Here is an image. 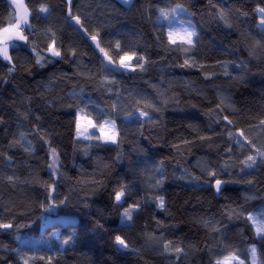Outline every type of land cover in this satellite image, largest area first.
Here are the masks:
<instances>
[{"label": "trees", "instance_id": "obj_1", "mask_svg": "<svg viewBox=\"0 0 264 264\" xmlns=\"http://www.w3.org/2000/svg\"><path fill=\"white\" fill-rule=\"evenodd\" d=\"M157 0H131V11L129 4L121 0H111L110 7H107L105 18L110 21L113 29L125 35V41L134 40L140 45V50L149 59L147 72L141 75L127 74L117 76L116 89H119L124 97H127L125 89H141L150 97H154L153 102L160 111L152 113V122H145L143 128L133 122L127 125L125 131H121L120 148L116 146L91 147L90 155H85L83 150L85 143L74 142L73 117L71 110L53 103L48 107L49 101H55L57 97H67L73 89L77 91L84 88L85 94L99 103L101 107L110 105L114 97L106 89H101L98 84L87 78V73L80 75L83 68L78 69L76 64L86 65L97 73L96 80L101 76L108 75L99 71L101 56L93 51L87 38L82 39L81 35L72 28L63 25V13L59 7L53 12L52 20L55 22L59 18L57 27H64L63 36L64 50L75 47L80 53L77 62L71 60H60L49 64L46 68L39 69L34 65L33 60L24 64L25 53H19L17 71L12 76L7 74V65L0 61V117L4 123L0 124V151H7V154L16 160V164L8 166L5 164L3 156H0V175H13L21 180L28 178L30 171L36 170L42 180L51 182V177L47 169L48 156L47 147L43 144L41 137L51 140L52 146L56 147L60 153L62 171L66 175V180L61 181L58 192L61 197L69 195L70 188H76L80 196H90L89 203L91 209H83L61 206L54 210L50 218L57 221V217L70 213L74 216L80 235L76 240V246H65L62 254H57L55 249L59 246L56 236H48L57 228L62 234L60 239L68 235L71 227L67 224L44 225L39 219L40 211L33 209L28 218H20L17 222L28 224V227L20 229V240L14 239L15 230L12 232L0 231V244L8 245L10 248H25L24 241H39L44 236L52 247L53 252L47 253L54 257L58 264H175V257L167 259L159 252L153 251L150 247L144 246V233H151L157 230L156 220L163 221L166 226H175L166 232V238L175 241H183L191 244L198 251L192 252L184 264H207L208 256L203 251L204 245L211 240V236L199 222L201 217L223 220L227 225L228 236L236 237L234 243H239L241 237L248 239L253 230L248 227L243 219L229 222L223 217L227 209L240 211L242 207H247L248 211H253L259 207L264 200V168L251 172L246 176L223 175L222 179L234 181L254 180V185L245 183H232L224 186L221 194L216 195L214 189L205 187L203 189L193 187L188 180L179 179L181 168H187L193 174L199 176L200 170L195 167L197 160L201 166L206 167L209 160L213 165L223 164L229 158L225 155L224 149L228 147L226 123L217 126L216 117H210L208 112L214 110L219 103L218 93L222 92L231 97V101L237 109H244L245 115L255 117L250 123L253 127H248L245 121L230 115V119L237 127L245 129L246 135L250 138H260V143H264V130L258 127L259 114L264 110V76L260 75L261 67L257 64L251 65V75L245 83L229 80L223 75L224 69L217 61L228 62V71L233 75H238L235 63L247 56L243 45L232 47V43L240 38V33L249 30V24L253 21L252 9L259 0H211L212 4L221 7L241 8L249 13L247 19L241 17L232 18V23L236 27L226 28L223 24L210 20L209 13L214 9L209 7L210 0H165V3L183 4L193 15L192 22L197 26L201 34L202 49L201 55L197 58L203 68H181L178 65L183 62V57H177L171 52H166L165 48L155 41L156 33L153 31L151 22L147 19L148 6L155 4ZM32 4L46 3L60 6L64 0H31ZM108 0H76V4H107ZM161 6H164L161 4ZM10 9L7 0H0V16H6ZM74 13L76 7L73 9ZM186 18V17H184ZM155 19V15H152ZM36 23L35 20L32 21ZM49 21H42L38 26L43 28ZM87 26V25H86ZM254 26V25H253ZM95 27V25H93ZM59 36V33H58ZM45 37L41 34L39 46L44 47ZM59 45V40H58ZM102 47L107 44L102 41ZM111 55L116 56V52L108 48ZM87 53L86 56L83 54ZM12 55L16 57L17 53ZM82 57V59H81ZM235 62V63H234ZM24 64V67H19ZM26 68H31V75ZM215 73V79H205V75ZM7 80V83H5ZM157 86L153 89L149 84ZM51 82V87L47 90L42 87ZM116 89H113L115 91ZM157 90L165 91L164 99L166 104L160 103V97L156 96ZM30 97L31 101L26 100ZM69 99L65 103H70ZM31 108V115L24 119L25 113ZM147 110V109H146ZM251 110V111H248ZM231 109L223 114L229 115ZM36 115L41 117L36 120ZM121 122L117 120L119 125ZM192 125V127H189ZM38 129V131H37ZM25 133L27 140L31 141L37 148L35 157H28L21 149L7 150L10 140L19 139V133ZM142 132V135L140 134ZM198 136H206L209 139L200 141ZM183 140L192 141L185 145ZM178 145V148L172 147ZM259 146V144H258ZM136 148H143L151 160L164 161L166 181L159 192H152L151 195H162L165 197L167 211L156 208L155 204H149L137 217L133 228L121 230L120 218L116 210L112 208L106 193L91 195L89 190L80 192L76 186L77 181L92 179L90 175L96 168V159L100 158L105 163L112 164L111 172L106 177L97 176L96 179H103L108 185V189L115 185L117 179H124L128 168V160L120 163H113L119 151L133 161L143 160L144 153L137 154L133 151ZM178 152H184L183 156ZM232 159H235V155ZM179 162V163H178ZM30 164L32 167L28 168ZM238 171L228 169L229 173ZM128 176L127 179H131ZM111 181V183H108ZM246 196H255L257 199L249 200L245 205ZM43 199V189L24 188L20 186L15 191H11L2 181H0V214L5 218L4 222L12 220L3 212V205L12 200L14 202L13 215L20 217L21 213L28 212V207H21V204L28 205L36 198ZM75 202L76 196L73 195ZM155 218V219H153ZM93 219L99 220L103 228H96ZM121 234L129 241L130 248L137 249V252L119 248L114 242V235ZM255 240V239H254ZM250 242V241H249ZM259 247V245H258ZM45 254V253H42ZM0 256H9L0 248Z\"/></svg>", "mask_w": 264, "mask_h": 264}, {"label": "snow or ice", "instance_id": "obj_2", "mask_svg": "<svg viewBox=\"0 0 264 264\" xmlns=\"http://www.w3.org/2000/svg\"><path fill=\"white\" fill-rule=\"evenodd\" d=\"M129 4L128 10L131 11V0H124ZM8 11L6 16H0V61L7 65V74L12 76L16 73L18 62L20 60L19 53H25L24 64L30 63L34 58V65L43 69L49 64L56 63L66 58L74 64L77 62L80 53L75 47L64 50L63 36L64 27H57L59 18L53 22V12L57 7L63 13V25L70 27L73 31L79 33L81 38H87L93 46V51L98 50L103 58L100 60L99 71L108 75L101 76L96 80L97 73H93L92 69L83 64H76L77 68H83L80 75L87 73V78L98 84L101 89H106L114 99L110 105L101 107L99 103L94 101L91 96L85 94L84 88L79 91L73 89L68 93L67 97H57L55 101H49L47 106L52 107L53 103L60 104L71 110L73 117L74 142L85 143L86 147L83 152L85 155H90L91 147H108L121 145V131L126 134L127 125L137 123L140 128H143L145 122H152V113L159 112L161 109L153 102L154 97H150L144 90L141 89H125L127 97H124L119 89H116L117 76L122 75H141L143 76L149 68V59L140 50L134 40L128 39L125 41V35L113 29L109 20L105 18L107 7L112 6L111 0L103 6L100 4H76V0H64L60 6H54L46 3L32 4L31 0H7ZM163 4L164 6H161ZM76 7L74 13L73 9ZM209 7L214 9L209 13L210 20L216 23L223 24L226 28L232 29L236 27L232 23V18L241 17L247 19L249 13L241 8L221 7L217 4H212L210 0ZM149 15L147 19L151 22L153 31L156 33L155 41L158 45L165 48L166 52H171L177 57H183V62L178 66L181 68H203L204 65L197 59L203 51L201 45V34L197 30V26L192 22V13L181 3L172 4L165 3V0H157L153 5L148 6ZM253 21L249 24V30L240 33V38L232 43V47L243 45L247 53L246 58L240 59L239 63H235V68L238 75L233 76L229 71L228 62L218 64L223 67V75L229 80L239 83H245L251 73V65L257 64L261 67L260 75L264 76V0H259L255 3L252 9ZM155 15V19H152ZM186 17V18H184ZM35 20L36 23L32 21ZM49 21V24L43 28L38 25L42 21ZM87 25V26H86ZM95 25V27H93ZM254 25V26H253ZM59 33V36H58ZM41 34L45 37L44 47L39 46ZM59 40V45H58ZM105 42L107 47H102L101 43ZM108 48L116 52V56L109 53ZM17 53L16 57L12 53ZM84 56L87 53L83 54ZM82 59V57H81ZM24 64H19V67H24ZM31 75V68L25 69ZM205 79H215V73L206 74ZM7 83V80H5ZM144 83L149 84L148 81ZM150 87L156 89L157 86L149 84ZM45 90L51 87V82L42 85ZM113 89H116L113 91ZM156 96L160 97V103L166 104L164 99L165 91L157 90ZM219 103L215 109H210L208 115L216 117V124L226 123L225 131L227 133L228 147L224 149L225 155L229 158L223 164L213 165L211 160L208 161L206 167L201 166L200 160H197L195 167L199 168L200 175L197 176L190 172L187 168H181V176L179 179H186L193 187L203 189L210 187L215 190L216 194H221L224 186L232 183H245L250 186L254 185V180L234 181L231 179H222L223 175H239L246 176L251 172L259 171L264 168V143H260V138H250L246 135L245 129L237 127L230 115L238 116L245 121L248 127H253L250 123L251 119L245 115L244 109H237L231 101V97L222 92L218 93ZM31 101L30 97L25 98ZM69 99L70 103H65ZM147 109V110H146ZM231 109L229 115L223 114ZM251 111V110H248ZM24 119L31 115V108L23 114ZM36 120L41 117L36 115ZM117 120L121 123L118 125ZM4 120L0 117V124ZM192 127V125H189ZM258 127L264 130V110L259 114ZM38 131V129H37ZM142 135V132L140 133ZM197 139L205 141L209 139L206 136H198ZM43 144L47 147L48 163L47 169L51 182L44 181L40 178L39 172L36 170L30 171L28 178L21 180L13 171V175H0V181L9 187L11 191H15L20 186L24 188L39 186L43 189V199L38 197L35 200L30 199V203L26 206L21 204V207H28L29 211L20 214V217L13 215L14 202L8 200L3 205V212L8 216H12V220L4 222L5 218L0 214V231L12 232L15 230L14 239L20 240V229L28 227V224L18 223L20 218H28L33 209L40 211L39 219L44 225L67 224L71 227L68 235L60 239L62 235L57 228H53V232L48 233V236H56L59 240V246L55 249L57 254H62L65 246H76L80 232L75 220L71 219V214L67 213L64 217L53 221L50 219L51 213L59 209L74 207L91 209L92 204L88 201L90 196L87 194L80 196L76 188L69 189V195L60 196L58 189L61 186V181L66 180L65 173L62 169L60 161V153L56 147L52 146L51 140L41 137ZM183 144L189 145L192 141L183 140ZM259 144V146H258ZM172 147L178 148V145ZM21 149L28 157H35L37 153L36 146L27 140L25 133H19V139L10 140L7 144V150ZM137 154L144 153L143 160L133 161L126 157L123 151H119L113 163H120L128 160V168L125 172L124 179H117L115 185L108 189V185L103 179H96L97 176L106 177L112 169V164L105 163L102 159H96V168L92 173H84L90 175L92 179L86 181H77L76 186L80 192L86 189L91 192L92 196L98 193H106L112 208L116 210V214L120 218L121 230L124 228H133L139 214L149 205L155 204L156 208L167 211L165 197L162 195H151L152 192H159L167 179L164 169V161L151 160L146 150L136 148ZM184 152H178V155L183 156ZM235 155V159H232ZM0 156H3L5 164L12 166L16 164V160L7 154V151H0ZM179 163V162H178ZM28 168L32 166L27 165ZM233 170L229 173L228 169ZM131 176V179H127ZM108 183H111L109 181ZM73 195L76 196L75 202ZM255 196H246L245 205L249 200H255ZM229 222L232 220L243 219L250 229L254 231L255 240L249 242L241 237L239 243H234L236 237L228 236L227 225L223 220L216 219L214 216L209 218H200V223L207 229L211 236L210 242L204 245L203 251L207 254V264H264V200L253 211H248L247 207H242L238 212L235 209H227L222 214ZM155 219V218H153ZM157 230L151 233H144V246L150 247L153 251L159 252L167 259L172 260L175 257V264H184L189 255L198 251L191 244H185L183 241H175L166 238L165 233L173 230L175 226H166L163 221L156 220ZM93 225L96 228H103L99 220L93 219ZM114 242L121 249L137 252V249L130 248L129 241L121 234L114 235ZM25 248H10L8 245L0 244L5 252L14 259H9L8 256H0V264H58L54 261L51 254L53 252L52 245L45 240L44 236L40 237L39 241H24ZM259 245V247H258ZM45 253V254H42ZM203 264V261L201 262Z\"/></svg>", "mask_w": 264, "mask_h": 264}, {"label": "rangeland", "instance_id": "obj_3", "mask_svg": "<svg viewBox=\"0 0 264 264\" xmlns=\"http://www.w3.org/2000/svg\"><path fill=\"white\" fill-rule=\"evenodd\" d=\"M64 216H65V215H61V216L57 217L56 219L58 220V219H60V218H62V217H64ZM50 219H51V218H50ZM71 219L74 220V219H75L74 216H71ZM51 220H54V219H51ZM43 224H44V223H43ZM248 239H249L250 242H253V241H254V239H255L254 231L252 232L251 235H249Z\"/></svg>", "mask_w": 264, "mask_h": 264}, {"label": "water", "instance_id": "obj_4", "mask_svg": "<svg viewBox=\"0 0 264 264\" xmlns=\"http://www.w3.org/2000/svg\"><path fill=\"white\" fill-rule=\"evenodd\" d=\"M88 40V39H87ZM88 42H89V44L91 45V42L88 40ZM92 48H93V46H91ZM100 56H101V59L103 58V56H102V54L101 53H99V51L98 50H95ZM214 192H215V190H214ZM215 194H216V192H215ZM216 195H218V194H216Z\"/></svg>", "mask_w": 264, "mask_h": 264}, {"label": "crops", "instance_id": "obj_5", "mask_svg": "<svg viewBox=\"0 0 264 264\" xmlns=\"http://www.w3.org/2000/svg\"><path fill=\"white\" fill-rule=\"evenodd\" d=\"M122 2H124V0H121ZM125 3V2H124Z\"/></svg>", "mask_w": 264, "mask_h": 264}]
</instances>
